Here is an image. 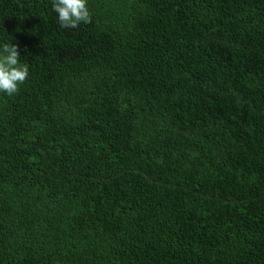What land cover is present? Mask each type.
I'll return each mask as SVG.
<instances>
[{
  "label": "trees",
  "instance_id": "obj_1",
  "mask_svg": "<svg viewBox=\"0 0 264 264\" xmlns=\"http://www.w3.org/2000/svg\"><path fill=\"white\" fill-rule=\"evenodd\" d=\"M0 0V264H264V0Z\"/></svg>",
  "mask_w": 264,
  "mask_h": 264
},
{
  "label": "clouds",
  "instance_id": "obj_2",
  "mask_svg": "<svg viewBox=\"0 0 264 264\" xmlns=\"http://www.w3.org/2000/svg\"><path fill=\"white\" fill-rule=\"evenodd\" d=\"M52 8L63 28H77L82 22H91L87 0H53ZM28 75V66L21 63L18 46L12 43L0 46V92L8 96L16 94Z\"/></svg>",
  "mask_w": 264,
  "mask_h": 264
}]
</instances>
